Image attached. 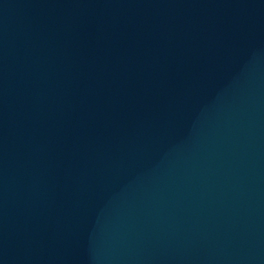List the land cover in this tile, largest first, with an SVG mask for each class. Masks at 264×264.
Returning <instances> with one entry per match:
<instances>
[{"label":"water","instance_id":"water-1","mask_svg":"<svg viewBox=\"0 0 264 264\" xmlns=\"http://www.w3.org/2000/svg\"><path fill=\"white\" fill-rule=\"evenodd\" d=\"M0 264H264V0H0Z\"/></svg>","mask_w":264,"mask_h":264}]
</instances>
